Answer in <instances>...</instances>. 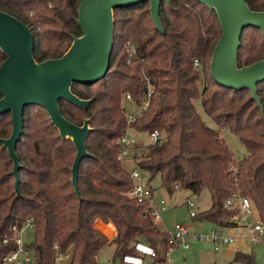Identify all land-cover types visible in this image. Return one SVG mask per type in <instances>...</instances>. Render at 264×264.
<instances>
[{
  "label": "trees",
  "instance_id": "1",
  "mask_svg": "<svg viewBox=\"0 0 264 264\" xmlns=\"http://www.w3.org/2000/svg\"><path fill=\"white\" fill-rule=\"evenodd\" d=\"M80 1L0 0V11L28 27L32 57L41 63L63 56L72 37L81 36L76 25ZM244 2L252 11L264 12V0ZM147 4L113 11L108 72L93 85L73 83L70 88L79 99L90 100L86 108L58 102L64 118L77 126L88 119L92 129L85 142L90 156L78 169V194L70 171L75 147L59 136L42 107L28 106L22 112V134L15 147L20 164L18 197L13 164L0 143V263L16 248L13 243L2 244L3 237L31 218L33 238L26 247L33 250L36 264H54L55 246L60 253H69L66 264H98V255L109 245L115 246V257L121 261L134 253L136 242L151 246L157 253L155 262L163 264L171 248L168 235L144 213V203L128 197L131 170L149 182L158 176L168 194L177 188L195 195L207 190L211 206L196 217L199 221L220 226L235 215V210L224 207L232 193L247 197L264 221V82L256 86L260 107L248 90H228L212 78L209 85L201 74L221 34L214 11L195 0L162 1L163 32H159L144 8ZM250 29L257 30L246 28L240 36L239 68L264 59L262 36L252 45L244 37ZM4 59L0 51V65ZM194 59L200 62L199 69L192 68ZM127 94L137 106L146 103L130 123L123 106ZM197 98L204 113L243 144L242 159L235 161L218 132L197 114L193 105ZM8 115H0V139L11 133ZM154 131L161 134L162 143L128 148L125 159L134 164L126 168L125 159H118L120 139L130 132ZM98 220L114 229L111 241L94 228ZM228 264H254V260L248 253L236 252Z\"/></svg>",
  "mask_w": 264,
  "mask_h": 264
},
{
  "label": "water",
  "instance_id": "2",
  "mask_svg": "<svg viewBox=\"0 0 264 264\" xmlns=\"http://www.w3.org/2000/svg\"><path fill=\"white\" fill-rule=\"evenodd\" d=\"M162 1L168 0H81L76 18L81 36L72 37V44L63 56L41 63L32 57L33 38L28 27L0 11V51L5 55L0 65V115L11 116V133L8 138L0 139V143L13 164L16 197L20 195V164L15 147L22 134V112L28 106L42 107L59 136L72 141L76 154L70 170L71 183L78 194V169L80 162L90 156L85 142L92 129L88 119L77 126L64 118L58 102L63 100L79 108L90 103L73 95L70 88L73 83L93 85L108 72L115 9L148 3L156 30L163 32L159 19ZM195 1L214 11L221 31L210 58L211 78L228 90H248L250 99L260 107L256 86L264 82V59L239 68L237 52L246 28L259 30L264 40V12L252 11L244 0Z\"/></svg>",
  "mask_w": 264,
  "mask_h": 264
},
{
  "label": "rangeland",
  "instance_id": "3",
  "mask_svg": "<svg viewBox=\"0 0 264 264\" xmlns=\"http://www.w3.org/2000/svg\"><path fill=\"white\" fill-rule=\"evenodd\" d=\"M144 8L149 9V5L147 4L146 6H144ZM260 36L261 33L257 30L250 29L246 30L244 33V37L246 41L250 43V45L257 42ZM209 64L210 61L206 65L205 71L201 74V77L203 76L205 78V81L209 85H211L212 81L209 71ZM247 97V94H245L244 99H246ZM193 105L197 114L200 116L206 126L218 132L225 145L232 153L234 160L237 161L242 159L246 155V149L243 144L239 141V139L234 134H232L227 128H219L215 124V122L204 113L200 98L194 100ZM123 106L125 107L126 111L131 110V104L124 103ZM8 119L11 121L10 114L8 115ZM130 135L135 138V145L144 147L146 145L151 144V140L147 133L136 134L134 132H130ZM133 164L134 163L131 158L125 159L123 162V165L126 168L133 167ZM144 177L146 178L144 182L148 183V186L152 191L153 207L160 219V221L158 222L159 224H156V226L159 228V231L165 233L172 232L173 226L175 224L185 226L190 234H197L200 236L209 235L213 230L219 231L221 233V237H232L235 240L237 238L244 239L246 251L253 257L254 264H264V221L259 218V214L253 205V213L251 215H247L245 221L239 226L234 224V222L237 220V217L239 216L235 212V215L230 214L224 220H222L220 227H218L211 222L204 220L199 221L197 220V218L192 219L189 216L190 211L194 212L197 217L200 213L210 208L211 199L207 190H203L199 195H195L194 193L188 190L177 188L172 194H168L162 188L161 181L158 176L150 182L148 181V178L146 176ZM187 201L193 203V208L187 207ZM162 207L164 208L163 211L161 210ZM256 222H259L261 224L262 231L261 234L257 235V242L251 243L248 240L250 238L248 226L254 225ZM32 238V228H24L21 234L22 244L24 246H29L32 242ZM190 246L191 247L186 250L187 253L184 256L180 255V249L179 251H177V253H171L170 259L171 261H173V264H228L232 261L233 254L226 253V248L224 247L221 248L219 251L215 252L213 250V245L208 242L192 243ZM146 261L148 263L151 262L149 259H147ZM97 263L120 264L119 258L115 257V246L109 245L104 248L97 257Z\"/></svg>",
  "mask_w": 264,
  "mask_h": 264
},
{
  "label": "built area",
  "instance_id": "4",
  "mask_svg": "<svg viewBox=\"0 0 264 264\" xmlns=\"http://www.w3.org/2000/svg\"><path fill=\"white\" fill-rule=\"evenodd\" d=\"M192 68L198 69L200 67V62L194 59L191 62ZM126 104H131V110L126 111L127 122L130 123L133 120L134 115H140L142 111L146 109V103L141 106L133 104V100L130 95H126L123 100ZM151 140V144H161L162 138L158 131L148 133ZM120 144L122 147V152L118 155L119 160H123L128 153V148L136 144L135 138H133L130 133H126L121 139ZM130 178L132 180V186L128 192V197L136 200L138 203H144L146 205L144 213L149 216L151 221L158 225L160 219L153 207V195L151 189L146 186L144 182V175L138 170H131ZM177 188V186H176ZM187 206L193 208V203L187 201ZM224 207L229 210H235L237 212V220L234 222L237 226L245 221L247 215L253 213V207L251 201L247 197H242L238 194L232 193L224 202ZM162 211L164 208L162 207ZM189 216L194 219L196 214L192 211L189 212ZM24 228H34V222L31 218L27 219L25 224L21 228L12 227L11 235L4 236L2 239V244L7 245L13 243L16 248L12 252L4 255L1 259L0 264H36L35 254L33 250L27 248L22 244L21 234ZM94 228L103 234L108 241H111L115 237L114 229L98 220L94 224ZM250 238L248 239L251 243L257 242V235L261 234L262 226L259 222L254 225L248 226ZM168 243L171 248L165 254V262L163 264H173L170 259V252L175 248L181 247L182 249H188L192 243H204L208 242L213 245V250L215 252L219 251L221 248H227L232 245L236 240L232 237H221L219 231H211L209 235L200 236L197 234H190L185 226L175 224L173 226L172 232H167ZM55 250V260L54 264H66L70 258L69 253L62 254L58 251L57 246L54 247ZM133 254H126L121 259V264H144L145 258L149 259L150 264H158L155 262L157 253L149 245L136 242L133 244Z\"/></svg>",
  "mask_w": 264,
  "mask_h": 264
},
{
  "label": "crops",
  "instance_id": "5",
  "mask_svg": "<svg viewBox=\"0 0 264 264\" xmlns=\"http://www.w3.org/2000/svg\"><path fill=\"white\" fill-rule=\"evenodd\" d=\"M129 168H132V167H129ZM145 180H146V178H145ZM145 184H146V186H148V183H146L145 182ZM149 187V186H148ZM150 188V187H149ZM186 205H187V203H186ZM188 207V206H187ZM189 208V207H188ZM196 218V217H195ZM194 218V219H195ZM215 225V224H214ZM217 226V225H216ZM218 227H220V226H218ZM191 247V246H190ZM189 247V248H190ZM188 248V249H189ZM179 249L181 250L180 251V255L181 256H184L186 253H187V251L186 250H188V249H182L181 247H178V248H175L174 250H172L171 252H170V255H171V253H173V252H176L177 253V251H179ZM242 251L243 253H247V251H246V247H245V240L244 239H241V238H237L236 239V241L232 244V245H230L229 247H227L226 249H225V252L226 253H232V254H234V253H236V252H240V251ZM233 257V256H232ZM147 258H145V260H144V264H150V263H148L147 261ZM121 264V263H120Z\"/></svg>",
  "mask_w": 264,
  "mask_h": 264
}]
</instances>
